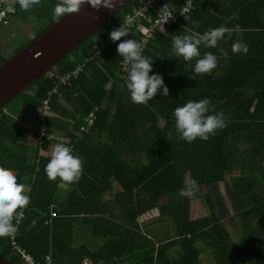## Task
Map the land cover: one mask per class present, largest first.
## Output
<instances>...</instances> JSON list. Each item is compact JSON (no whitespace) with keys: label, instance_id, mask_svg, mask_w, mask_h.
Here are the masks:
<instances>
[{"label":"trees","instance_id":"1","mask_svg":"<svg viewBox=\"0 0 264 264\" xmlns=\"http://www.w3.org/2000/svg\"><path fill=\"white\" fill-rule=\"evenodd\" d=\"M139 1L132 0L117 11L53 70L60 75L82 70L78 79L51 97L54 115L47 125L53 140H36L39 122L34 108L56 90L57 78L42 83L45 76L18 96L19 110L12 112L18 107L10 106L12 101L0 113V166L13 170L24 194L30 196L28 206L17 209L22 218L13 221L16 233L0 237V254L9 264H23L11 238L35 261L51 254L55 264H79L85 258L94 264L114 259L132 264H202L205 260L264 264V0L196 1V10L166 34L157 35L145 54L153 59L149 75L162 76L168 97L160 89L147 104H135L126 86L121 88L127 74L116 48L140 33L128 28L129 35L115 43L109 34ZM58 3L61 0H41L27 11L19 6L15 18L33 17L47 23L37 35L41 36L57 22L53 11ZM221 24L241 26L248 53L233 54L238 36L233 33L229 39L225 34L216 48L200 46L201 56L209 51L218 56L217 67L190 79L198 58L175 57L173 37L203 34ZM31 42L20 46L14 56ZM222 57L229 62L225 70ZM203 98H210L215 106L209 114L224 113L227 126L207 141L198 137L188 143L175 129L173 112ZM89 113L94 114V123L80 131ZM56 143L71 146L72 154L82 160L78 182L48 179L45 166ZM193 179L198 183L196 195L181 196L185 181ZM114 183L120 187L118 192L113 191ZM64 187L68 192L64 193ZM104 187L122 205L115 209L116 218L114 210L106 208L101 213L97 207ZM196 200L202 202L204 214L192 219L191 204ZM109 211L111 217H107ZM152 212L157 213L156 221L142 227L141 219ZM87 215L96 218L88 221ZM151 224H155V239L149 234ZM86 226L104 230L89 232L95 238L105 235L104 242L85 238Z\"/></svg>","mask_w":264,"mask_h":264},{"label":"clouds","instance_id":"2","mask_svg":"<svg viewBox=\"0 0 264 264\" xmlns=\"http://www.w3.org/2000/svg\"><path fill=\"white\" fill-rule=\"evenodd\" d=\"M117 0H61L54 7L53 19L59 21L62 17L79 13L82 6L90 5L92 9L99 10L101 7L113 9ZM20 7L24 10H30L33 6L39 5L41 0H18ZM171 14L168 16L170 17ZM230 17L229 19H234ZM233 33H236L238 39L232 44L233 54L246 55L249 51L247 44L243 42V29L239 24L232 28L221 24L218 27L209 28L203 34L193 32L190 34L175 35L172 40V52L175 57H182L185 61H195L192 71L194 75L190 79H195V75L210 74L218 64V56L213 52H205L201 56L200 46L205 48H216L221 40L227 34L231 39ZM129 31L126 25H121L113 29L110 34V40L115 43L121 41L122 37H127ZM117 53L123 58L127 69V75L122 77L124 84L130 93L131 101L135 104H147L155 98L158 90L162 89V95L168 97L169 89L164 84L161 75H149L152 71L153 59L142 54L140 43L135 39H124L117 45ZM224 52L223 49H220ZM226 55V52H224ZM215 112V106L210 98H203L199 101L190 100L183 106L175 108L173 115L175 118V129L180 133V139L193 142L198 137L207 141L210 135H215L217 130L227 126V120L224 113ZM73 148L64 143H56L49 163L45 166V172L50 181H55L59 177L63 182H78L83 173V162L78 156L72 154ZM198 191L196 180L185 181V186L179 194L183 197L192 198ZM30 203V196L24 194V186L17 183V177L13 170L0 166V237L14 235L17 231V225L14 220H19L22 213L17 209H24Z\"/></svg>","mask_w":264,"mask_h":264},{"label":"water","instance_id":"3","mask_svg":"<svg viewBox=\"0 0 264 264\" xmlns=\"http://www.w3.org/2000/svg\"><path fill=\"white\" fill-rule=\"evenodd\" d=\"M132 0H117L113 9L82 6L79 13L62 17L19 54L0 67V113L26 89L41 81L78 46L99 31ZM0 264H9L0 254Z\"/></svg>","mask_w":264,"mask_h":264},{"label":"built area","instance_id":"4","mask_svg":"<svg viewBox=\"0 0 264 264\" xmlns=\"http://www.w3.org/2000/svg\"><path fill=\"white\" fill-rule=\"evenodd\" d=\"M173 4L165 2L164 0H140L137 7L132 13L126 14L121 25H126L127 28H136L140 34L135 39L140 43L142 54L145 56L149 45L153 42L155 37L159 34H166L176 25L180 20L186 19L192 12L196 10V1L198 0H172ZM18 0H0V30L9 26L12 20L18 14L19 7ZM21 8V7H20ZM171 14L170 17H168ZM120 25V26H121ZM119 26V27H120ZM130 66L122 64L121 68L125 74ZM81 69L78 68L66 75L53 73L51 78H57L59 81L55 91L49 95L34 108V117L39 122L36 130V140L43 142L45 140H53L55 135L51 134L48 128V120L53 117L54 113L51 108V97L63 87H66L71 80L78 79ZM50 78V79H51ZM95 116L89 113L85 119V124L80 127V131H86L94 123ZM55 205L51 206L52 215L56 217ZM22 218L20 215L19 219ZM12 240L13 249L20 254L23 264H55L51 255H47L42 261H35L32 256L24 252L16 243L14 238ZM79 264H93L89 259L82 260ZM109 264H122L119 262Z\"/></svg>","mask_w":264,"mask_h":264},{"label":"crops","instance_id":"5","mask_svg":"<svg viewBox=\"0 0 264 264\" xmlns=\"http://www.w3.org/2000/svg\"><path fill=\"white\" fill-rule=\"evenodd\" d=\"M222 67H221V69L222 70H225V68L227 67V65H228V60H227V58L226 57H222ZM19 105H20V101L19 100H14L11 104H10V106H18V107H16V108H14L13 109V111H17V110H19L20 108H19ZM55 144H53L52 146H51V149H50V152H49V155L51 156V154H52V151H53V146H54ZM114 180V179H113ZM113 180H111V182H115V181H113ZM109 186H110V184H108ZM103 187V186H102ZM102 187H100V188H102ZM105 188V187H104ZM112 188H114L113 189V191H116V192H118L119 191V189H120V187L119 186H117L115 183H114V185H113V187ZM62 190H64V193H66V192H68V188L67 187H64V188H61ZM101 192V191H100ZM110 193L111 192H109V189L108 188H105L104 189V192H101V194H103L102 195V198H103V200L101 201L102 203H98V209L100 210V212L102 213V212H104V209H106V208H108V209H110V211L111 210H114L113 211V213H114V215H115V218H116V214H117V211H115V209H117V208H121L122 207V205L120 206V205H117V203H116V201L110 196ZM105 195V196H104ZM113 195V194H112ZM120 198V197H119ZM105 200V201H104ZM107 200H113V201H115V202H112V203H109V202H106ZM121 200V199H120ZM192 206H191V211H190V215H191V218L192 219H197V218H200V217H202V215L204 214L203 213V211L201 210V213L198 211H196L195 209H198V207H199V209H202L203 207H202V202L200 201V200H196V201H193L192 202V204H191ZM109 211V213L107 214V217H111V212ZM56 212V211H55ZM194 212V213H193ZM197 213V214H196ZM157 213L156 212H153V217H151V213H148V214H146L145 215V217H143L142 219H141V221H140V224H141V226L143 227L145 224L146 225H148L149 223H152V222H155L156 221V219H157V215H156ZM94 218H96V217H94ZM93 217H91V215H87V217L85 218V219H88V221H92L93 219H94ZM227 221H224L223 222V224H224V226L230 231L231 230V228H230V225L228 224V222L226 223ZM115 223H117L116 221H115ZM151 227H152V233L151 232H149V234L151 235H149L150 237H152V239L154 238L155 239V237L156 236H154V231H155V229H154V226H155V224H151L150 225ZM87 227L88 226H86V227H84L82 230H83V233L86 235V237L85 238H87V239H89V241H92V242H97V243H100V242H104V241H102L103 239H104V237H105V235H103V234H98L97 235V238H95V237H93L89 232H91L92 230H95L94 228L92 229V230H90V229H87ZM166 228V227H165ZM144 229H145V227H144ZM146 230V229H145ZM163 230V229H162ZM166 230H167V228H166ZM172 232H173V227H172ZM96 231V233H101V232H104V230H101L100 228H98V229H96L95 230ZM231 232V231H230ZM84 236V235H83ZM83 239H84V237H83ZM158 241V240H157ZM158 243V242H157ZM199 245H201V244H199ZM198 244H197V246H198V248H200V246H199ZM98 247L99 246H95V249H98ZM92 248H94V247H92ZM204 250V249H203ZM202 250V251H203ZM176 253H178V252H176ZM48 255H51V254H48ZM177 255V254H176ZM52 256V255H51ZM52 258H53V256H52ZM85 259H89V258H85ZM84 260V259H83ZM89 260H91V259H89ZM92 261V260H91ZM93 262V261H92ZM114 262H119V263H122V264H132V263H128V262H121L120 260H118V259H114L111 263H114ZM93 264H94V262H93ZM99 264H103L102 262L101 263H99ZM105 264V263H104ZM106 264H109V263H106ZM134 264V263H133ZM202 264H213V262L212 261H204Z\"/></svg>","mask_w":264,"mask_h":264},{"label":"rangeland","instance_id":"6","mask_svg":"<svg viewBox=\"0 0 264 264\" xmlns=\"http://www.w3.org/2000/svg\"><path fill=\"white\" fill-rule=\"evenodd\" d=\"M23 19L24 17H21L20 19L14 18L9 26L0 30V47L2 48L4 58H6L7 60L13 58L14 54L17 50H19L20 46L25 45L29 41H33L37 37V35L47 27V23H43L37 19H34L33 17H28L25 20ZM17 22L21 24L18 25ZM52 76L53 71L46 76V79H44L42 83H44L48 78H51ZM195 210L201 213L202 209H199L198 207V209ZM151 217H153V212L151 213ZM232 234L236 238V232L232 231ZM204 248L205 246L201 249V251ZM204 251H202L201 253L202 256L204 254ZM212 258H214V256ZM215 259L217 258L215 257Z\"/></svg>","mask_w":264,"mask_h":264},{"label":"flooded vegetation","instance_id":"7","mask_svg":"<svg viewBox=\"0 0 264 264\" xmlns=\"http://www.w3.org/2000/svg\"><path fill=\"white\" fill-rule=\"evenodd\" d=\"M17 23H18V25L21 24V23H19V22H17ZM3 40H4V38H3ZM0 46H1V45H0ZM6 60H7V59L4 58V56H3L2 48H0V64L3 63V62L6 61Z\"/></svg>","mask_w":264,"mask_h":264}]
</instances>
